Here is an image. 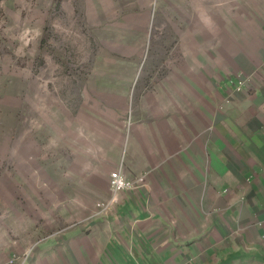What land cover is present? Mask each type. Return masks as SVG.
Segmentation results:
<instances>
[{
  "label": "crops",
  "instance_id": "obj_1",
  "mask_svg": "<svg viewBox=\"0 0 264 264\" xmlns=\"http://www.w3.org/2000/svg\"><path fill=\"white\" fill-rule=\"evenodd\" d=\"M183 1L179 56L141 86L123 73L127 117L83 147L101 185L53 201L0 264L30 246L25 264H264V0ZM119 168L143 184L94 217Z\"/></svg>",
  "mask_w": 264,
  "mask_h": 264
},
{
  "label": "rangeland",
  "instance_id": "obj_2",
  "mask_svg": "<svg viewBox=\"0 0 264 264\" xmlns=\"http://www.w3.org/2000/svg\"><path fill=\"white\" fill-rule=\"evenodd\" d=\"M182 6L0 0V243L41 237L53 201L101 185L98 159L83 147L127 117L123 94L132 84L123 73L139 74L141 86L168 72L179 56Z\"/></svg>",
  "mask_w": 264,
  "mask_h": 264
},
{
  "label": "built area",
  "instance_id": "obj_3",
  "mask_svg": "<svg viewBox=\"0 0 264 264\" xmlns=\"http://www.w3.org/2000/svg\"><path fill=\"white\" fill-rule=\"evenodd\" d=\"M108 183L111 197L96 204L94 217H108L115 209L116 203L118 202V195L121 192L131 191L138 188L143 184V180L140 178L135 181L128 180L122 174V169L119 168L110 173ZM30 250L31 249H27L23 253H15L1 264H25L27 262Z\"/></svg>",
  "mask_w": 264,
  "mask_h": 264
}]
</instances>
